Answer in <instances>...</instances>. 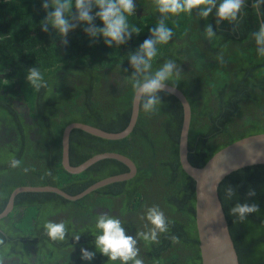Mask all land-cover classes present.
I'll return each instance as SVG.
<instances>
[{
  "label": "trees",
  "instance_id": "1",
  "mask_svg": "<svg viewBox=\"0 0 264 264\" xmlns=\"http://www.w3.org/2000/svg\"><path fill=\"white\" fill-rule=\"evenodd\" d=\"M43 3L0 0V117L7 129L0 136V213L12 191L21 186H54L76 195L128 171L122 163L107 159L79 175L68 174L61 166L62 132L75 122L109 133L127 126L134 95L131 81L124 83L133 72L127 59L161 19L151 0H137L129 23L141 31L125 44L108 48L102 38L93 41L78 26L68 34L67 46H62L51 27L41 31L40 22L46 16ZM252 5L253 0H246L235 31L228 22L216 23L215 10L206 19L194 10L191 16L165 20L174 35L168 44L158 46L153 71L168 59L182 70L176 88L191 109L188 161L194 167H202L235 141L264 133V57L257 55L251 38L264 18V3L259 14ZM95 23L102 27L98 20ZM207 25L216 33L212 40L205 38ZM32 67L43 76L39 88L26 80ZM161 97L162 105L151 114L140 106L136 126L125 139L108 141L79 130L71 132V166L114 152L136 165L135 177L75 202L51 193L17 195L12 211L0 220V264H108L98 252L91 261L81 259V248L96 251V217L118 216L126 234L135 237L147 230L142 217L152 206L164 212L168 231L155 242L138 241L145 264H200L194 182L178 157L183 111L171 95ZM15 104L30 121L17 113ZM13 159L20 161L19 167L11 166ZM228 185L236 189L231 200L225 197ZM252 189L256 195L247 198L246 192ZM218 194L239 264H264V165L231 174L220 184ZM238 202H254L260 209L240 221L229 212ZM49 221L65 223L63 241L46 235L44 224Z\"/></svg>",
  "mask_w": 264,
  "mask_h": 264
},
{
  "label": "clouds",
  "instance_id": "2",
  "mask_svg": "<svg viewBox=\"0 0 264 264\" xmlns=\"http://www.w3.org/2000/svg\"><path fill=\"white\" fill-rule=\"evenodd\" d=\"M264 0H253V8L259 14V8ZM152 6L161 16L155 27L149 29V38L143 40L139 48L128 56V63L133 69L130 78L131 87L135 95V101L142 107L145 114L153 113L158 105H162V93L175 92L181 69L174 60L168 59L153 71V60L157 56L158 46L168 44L174 35L171 27L165 20L169 17H178L181 14L192 15L196 11L198 17L206 19L215 10L216 23L228 22L236 30L237 21L242 10L246 7V0H151ZM42 8L46 10L45 19L41 23V31L47 32L49 27L60 38L62 46H67L68 34L78 26L92 38H102L106 47L120 46L131 39L134 33L141 30L131 26L130 17L136 13L135 0H44ZM50 9V11H48ZM99 21L102 27L95 23ZM205 38L212 40L216 33L211 25L204 29ZM256 45V53L264 57V18L258 23L257 30L251 34ZM143 76L141 79L140 77ZM26 80L31 85L39 88L44 84V79L38 68L28 69ZM171 84V88H169ZM258 161H252L255 164ZM20 161L13 159L12 167H19ZM236 194V189L228 185L225 197L231 200ZM256 195L254 189L246 192V197ZM260 206L257 203L238 202L230 208V215L240 221L252 213L258 212ZM147 223L146 231H140L137 235L126 234L122 220L115 215L99 214L95 220V252L81 248V259L91 261L98 252L107 258L108 264H145L140 257L138 241H157L160 233L168 231V221L165 214L158 206L148 207L142 217ZM46 235L52 241H63L67 235L66 225L63 222H46L44 224ZM76 235L75 240L79 241ZM175 240V237H172Z\"/></svg>",
  "mask_w": 264,
  "mask_h": 264
},
{
  "label": "water",
  "instance_id": "3",
  "mask_svg": "<svg viewBox=\"0 0 264 264\" xmlns=\"http://www.w3.org/2000/svg\"><path fill=\"white\" fill-rule=\"evenodd\" d=\"M171 88L170 85H168ZM167 94V93H166ZM181 105L183 119L179 135L178 157L184 173L194 182V222L198 239L200 264H239L228 223L219 198L220 184L231 174L254 166L264 165V133L248 136L217 151L200 168L188 161V135L191 124V109L185 95L179 89L169 94ZM140 113V105L133 95L131 113L127 126L120 132L109 133L83 123L68 124L61 137V166L71 175H79L102 160H115L128 169L126 173L102 179L76 195H69L54 186H21L12 191L8 202L0 213V220L7 217L14 207L17 195L21 193H51L67 201L81 200L90 193L114 183L128 181L137 173L136 165L127 157L114 152L94 155L78 166L69 162V139L73 130H79L93 137L108 141L127 138L134 130ZM252 161H258L253 164Z\"/></svg>",
  "mask_w": 264,
  "mask_h": 264
},
{
  "label": "flooded vegetation",
  "instance_id": "4",
  "mask_svg": "<svg viewBox=\"0 0 264 264\" xmlns=\"http://www.w3.org/2000/svg\"><path fill=\"white\" fill-rule=\"evenodd\" d=\"M135 3H136V5H137V0H135ZM1 78H2V76H0V80H1ZM1 85H2V82H0V89H1ZM1 94H2V93H1V90H0V95H1ZM15 106H16L15 110L17 111V113H18L21 117H23L25 121H30L29 118H28V115H27L26 113H24L23 110H21L22 107H21L20 105H18V104H15ZM2 123H3V119L0 117V136H1L2 134H4L5 130H7V129L5 128V126L2 125Z\"/></svg>",
  "mask_w": 264,
  "mask_h": 264
}]
</instances>
